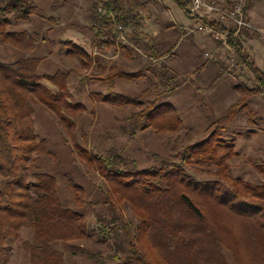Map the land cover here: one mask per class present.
Listing matches in <instances>:
<instances>
[{"label": "trees", "instance_id": "16d2710c", "mask_svg": "<svg viewBox=\"0 0 264 264\" xmlns=\"http://www.w3.org/2000/svg\"><path fill=\"white\" fill-rule=\"evenodd\" d=\"M172 1L185 9L186 0ZM96 5L114 10L124 23L137 22L134 11L146 6L140 0H98ZM38 9L37 0H0V44L33 51L40 41L39 34L11 28L39 16ZM93 12L99 40L116 38L114 22L96 9ZM234 46L240 60L255 75L258 88L241 85V98L225 116L209 125V135L203 142L187 146L176 156H160V166L145 169H139L136 163L131 166L115 150L95 157L84 152L85 159L113 186V196L129 203L139 218L133 235L124 225L130 237L123 255L99 254L96 264H228L229 254L236 264H264V183L255 184L231 172L229 161L236 151L234 144L223 138L242 108L248 114V124L260 120L247 102L253 94L264 93V70L249 60L241 42ZM62 47L84 71L91 70L87 79L92 81L102 80L112 86L118 79L143 77V72L103 77L96 70L95 59L84 48L72 41L62 42ZM128 48L121 45V49ZM41 63V58L31 57L10 63L0 60V264H10L14 242L22 240L25 229L35 234V242L25 241L23 245L33 264H67L55 244L92 238L85 214L64 205L58 179L42 171L39 157H34L51 153L48 142L37 133L36 107L44 105L53 112L74 141V119L85 110L83 104L73 100L71 72L42 73ZM93 96L121 108H140L134 113L136 127L142 125L143 129L159 133H176L184 127L181 115L170 103L157 105V101H148L147 105L143 99L128 95ZM76 147V151L81 149L79 142ZM71 189L74 204L85 208L87 194L83 188L72 181ZM116 222L119 221L109 222L111 232L118 233L113 226ZM105 228L101 227L107 237L109 231Z\"/></svg>", "mask_w": 264, "mask_h": 264}, {"label": "rangeland", "instance_id": "374dc122", "mask_svg": "<svg viewBox=\"0 0 264 264\" xmlns=\"http://www.w3.org/2000/svg\"><path fill=\"white\" fill-rule=\"evenodd\" d=\"M140 1L145 3L146 11L147 8H151L152 17H159L160 19L157 21L161 24H169V18L171 21L173 20L174 15H170L169 12L163 17L153 11L155 7L171 6V0ZM37 2L38 11L41 14L33 17L30 22L19 23L11 28L13 31L27 30L39 34L40 41L37 47L33 51H24L10 45L0 44V60L10 63L28 57L41 58L40 71L42 73L54 74L58 70L71 72L69 87L73 100L85 107L83 113L74 119L77 126L76 141L70 137L68 131L59 123V118L53 112L46 106L39 105L36 107L35 115L37 133L40 139H45L48 142L51 153L34 154V157H39L38 165L42 171L58 179L64 205L85 214L92 231L90 240L70 243L58 242L55 244V248L64 253L67 264H96V255L101 254L106 257L115 254L123 255L122 250L127 247V240L130 237L124 225L129 226L133 235L139 218L129 203L114 197L113 186L107 177L102 176L99 170L85 159L84 152H89L90 157H95L106 155L109 150H115L129 160L133 167L134 163L139 169L160 166V156H176L187 146L207 139L209 125L227 114L228 108L241 98V90L243 88L257 89L258 86L255 75L248 65L245 66L243 72L239 73H231L227 70L225 64L227 62L226 57L229 59V55L224 56L216 53L219 44L213 48L206 47L199 52H190L193 51V41L190 38L182 39V36L177 38L175 31V37L169 38L166 43L161 45L170 51L178 45L174 51V57L161 63V65L167 64V76H165V82H162L165 85L153 87L149 80L147 82L125 81L118 84L117 91L132 94L141 101L144 98L141 92L146 94L147 89L156 91L149 96L154 100L160 91H170L176 89L177 85L182 86V90L178 91L171 99L175 101L179 112L183 115L184 127L176 133H159L152 129H143L142 125L136 127L134 113L138 109L135 106L115 108L98 102L93 94L105 91L107 85L87 79V76L92 73L91 70L84 71L79 61L68 57L67 51L62 49V42L72 41L87 49L94 59H96L95 55L100 52L104 54L107 51L98 43L100 38H98L92 20L93 11L95 9L97 11L101 5H96V0H92L93 6H89V8V2L87 4L85 0H37ZM144 8L142 6L136 8L135 11L139 18L137 22H123L124 30H118L116 27L117 36L121 34L120 31H123V35L128 41V43L123 42L121 45H130L129 42H132L130 36L135 24L139 26L145 24V18L141 14L144 13ZM252 24L258 30L255 32L246 31L238 41L241 42L249 60L264 70V25L259 26L253 22ZM98 45L100 47H96ZM207 52L219 55L211 59L218 57L217 60L221 61L225 69L224 73L227 75L218 83V90L210 91L211 93L205 90L211 86L206 83L210 77L206 76V81L203 82V77L197 79V74L192 71V67L196 66L197 63L206 62L204 59H206L205 54ZM112 53L113 49L110 48L105 54L111 56ZM177 56L185 57L184 62L177 63ZM193 58L196 60L194 64ZM179 64L181 65L180 75L174 76L178 71L175 72L171 67ZM141 65L144 64L141 63ZM119 66L121 70H127L121 60ZM46 84L54 89L51 84ZM225 84H229V94L221 96L223 95L221 93L227 90L228 86ZM236 84L243 86L242 89L239 88V92L237 91L239 95L234 89ZM164 95L167 96V94ZM162 101L165 100L162 99ZM247 103L258 112L257 118L260 120H257L256 124H248V114L242 108L237 119L224 131L223 138L234 144L236 151L234 158L229 161L231 172L236 177L249 182L263 184L264 93L253 94ZM85 139L88 140V144L85 143ZM78 142L81 149L76 151V143ZM174 159L176 160V157ZM72 181L81 186L87 194L84 202L85 208H79L74 204V192L71 189ZM107 201L110 202L107 203ZM93 203L94 205H91ZM95 205L96 207H94ZM112 219L119 221L113 225L117 228L118 233L111 232V228L108 227ZM101 227L108 229L107 237H104ZM25 241L35 242V234L32 230H23L22 240L14 242L10 264H33L30 253L23 247ZM227 261L228 264H236L230 254L227 256ZM160 264L166 263L160 262Z\"/></svg>", "mask_w": 264, "mask_h": 264}, {"label": "crops", "instance_id": "0c3cea01", "mask_svg": "<svg viewBox=\"0 0 264 264\" xmlns=\"http://www.w3.org/2000/svg\"><path fill=\"white\" fill-rule=\"evenodd\" d=\"M85 1H87V4L89 2L88 8L89 6L90 7L93 6L92 0H85ZM97 1L98 0H96V2ZM99 1H102V0H99ZM171 2H172V4H170L171 6L169 5H166V7L159 6V7H155V9L153 10L155 11L157 15L163 16V17L165 14H168V12L170 15L173 14L174 18L172 21H171V18H169L170 19L169 24L167 23L161 24L160 22L157 21L158 19H160L159 17L157 18H154L155 16L152 17V12H151L150 7L147 8V11H146V7L143 9L144 13H141V14H143L145 18V24L143 23L140 26L135 24L132 30V34L130 36L132 42L131 41L129 42L130 45L128 49L126 50L121 49V44L119 43L118 36L115 32V26H114L113 32L116 35V38L112 39L111 41H106L107 38L106 39L104 38L105 39L104 42L102 40H99L98 43L102 46L103 49L105 48L107 51L110 48L113 49V53L111 56H109L108 54L107 55L105 54L107 51H105L104 54H102L103 52H100L99 54L95 55L96 56V59H95L96 70L99 75H102L103 77H105L110 73L114 75L120 72H128V73L143 72V77L140 79L131 80V81L124 80V79L122 80L118 79L114 82L112 86L108 82L97 80L100 83L105 84L107 86H106L105 91H102L96 94H101L104 97L111 96L112 98L115 95L134 96L132 94H125V93H120L119 91H117L118 84L121 82H125V81L126 82H140V81L147 82L149 80V82H152L151 85L153 87L165 85V83H162V82H165V76H167L166 75L167 74L166 73L167 64L161 65V63H164L167 60L174 57L175 55L174 51L176 50L178 45H176V47H173L171 51L169 49H165L164 46H161V45L166 43V41L169 38L175 37L174 35L175 31H176L177 38L178 37L180 38V36H182V39L190 38L193 41V46H194L193 51H190V52H196V51L199 52L206 47L213 48L217 45V42L214 40L212 36L203 34L202 32H199V31H193V28L196 29V25H197L196 22L188 19L185 13V9H182L181 7H179L172 0ZM134 14H137V13L134 12ZM246 14L250 22L252 21L254 24H257L259 26L264 25V0H247ZM169 32H171L172 34H170ZM96 47H100V46L98 45ZM85 50L87 51V49ZM87 52L89 53V51ZM192 56H194V54H192ZM184 58L183 57L180 58L179 56H177L176 62L177 63L184 62ZM205 58L206 59L204 60L206 62H202V64L197 63L196 66L192 67V71L197 74V79L199 78L201 79V77H203V80H202L203 82L206 76L210 77V78L208 77L209 78L208 81L206 80L205 81L207 84L211 86L205 90H208V92L211 93L212 91L217 89L218 83L222 81L225 77H227V75L224 73L225 69L221 61L208 58L206 54H205ZM120 60L122 64H124L127 67L128 71L126 69L124 70L120 69V66H119ZM195 62L196 60L193 58V64ZM141 63L144 65H141ZM171 68L175 70V72L178 71L177 73L174 74V76L180 75L179 73L181 69L180 64L175 65ZM225 86H228L227 90L223 93L220 92L221 94H223L221 96H224V94H229V90H228L229 84L228 85L225 84ZM181 88L182 86L180 87L179 85H177L176 89L174 90L160 91L157 94V98H155L154 100L149 98V96L155 91L154 89L152 90L147 89L146 94L144 92L143 93L141 92V95H144L143 102H145L147 105H149L148 101L150 102L157 101V105L166 104V103L172 104L174 108L176 109L177 113H179L183 119V115L182 113L179 112L178 106L176 105L175 101H172L171 99L173 98V96H175L178 93V91L182 90ZM239 88H240V85H237V84L234 85V89L236 90V93L238 95H239L238 93ZM199 90L201 89L199 88ZM166 92H170V93H166ZM164 94H167V96ZM162 99L165 101H162ZM98 102L105 104V105L106 104L111 105L112 107H115V108L117 107L119 108V106L115 104L104 103L101 101H98ZM137 109H138L137 111L140 110V108H137Z\"/></svg>", "mask_w": 264, "mask_h": 264}, {"label": "built area", "instance_id": "2783aa9c", "mask_svg": "<svg viewBox=\"0 0 264 264\" xmlns=\"http://www.w3.org/2000/svg\"><path fill=\"white\" fill-rule=\"evenodd\" d=\"M246 5L247 0H186L185 13L188 19L197 24L193 31H199L214 38L220 45L216 53L224 56L229 55V59L226 57L225 65L231 73L243 72L247 67L240 60L234 43L243 37L246 31L255 32L258 30L248 20ZM97 13L113 21L115 29L116 27L118 30L125 29L123 22L119 21L118 14L114 10L101 5L97 8ZM120 32L121 34L118 35L119 43H128L123 31ZM217 55L213 52L206 53L208 58H214Z\"/></svg>", "mask_w": 264, "mask_h": 264}]
</instances>
